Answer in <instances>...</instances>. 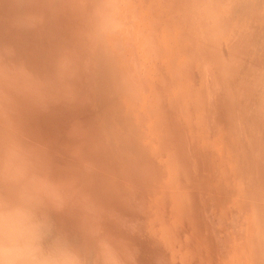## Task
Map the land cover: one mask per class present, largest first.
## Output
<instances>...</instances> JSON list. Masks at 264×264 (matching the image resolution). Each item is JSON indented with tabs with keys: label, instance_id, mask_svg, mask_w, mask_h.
Wrapping results in <instances>:
<instances>
[{
	"label": "rangeland",
	"instance_id": "1",
	"mask_svg": "<svg viewBox=\"0 0 264 264\" xmlns=\"http://www.w3.org/2000/svg\"><path fill=\"white\" fill-rule=\"evenodd\" d=\"M169 2L143 0L150 68L133 50L117 75L85 77L75 103L25 109L23 121L55 174L138 225L137 264H264V0H237L220 51L197 48L154 7ZM69 24L0 39L43 71L40 49L66 39Z\"/></svg>",
	"mask_w": 264,
	"mask_h": 264
},
{
	"label": "clouds",
	"instance_id": "2",
	"mask_svg": "<svg viewBox=\"0 0 264 264\" xmlns=\"http://www.w3.org/2000/svg\"><path fill=\"white\" fill-rule=\"evenodd\" d=\"M0 31L52 36L69 21L68 37L43 46L36 70L14 39H0V264H137L138 225L105 208L81 181L55 174L29 134L25 109L75 103L80 82L126 66L139 52L153 59L149 8L143 0H0ZM237 0H171L165 7L197 48L220 51L230 39ZM109 222L114 227H109Z\"/></svg>",
	"mask_w": 264,
	"mask_h": 264
},
{
	"label": "bare ground",
	"instance_id": "3",
	"mask_svg": "<svg viewBox=\"0 0 264 264\" xmlns=\"http://www.w3.org/2000/svg\"><path fill=\"white\" fill-rule=\"evenodd\" d=\"M259 254V253H258ZM257 257H259V256H257ZM261 260V259H260Z\"/></svg>",
	"mask_w": 264,
	"mask_h": 264
}]
</instances>
